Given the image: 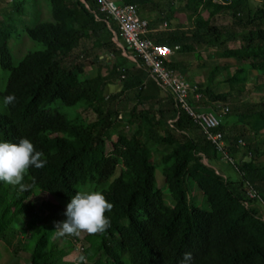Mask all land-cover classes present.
<instances>
[{
    "label": "trees",
    "instance_id": "trees-1",
    "mask_svg": "<svg viewBox=\"0 0 264 264\" xmlns=\"http://www.w3.org/2000/svg\"><path fill=\"white\" fill-rule=\"evenodd\" d=\"M142 1L140 11L147 5V0ZM253 1L184 0L181 7L190 13L189 20L193 18L190 28L148 34L157 44L179 46L184 52L202 45L215 49L220 60L243 63L226 74L228 92L216 94L212 87L199 85L202 97L195 104L212 111L228 106L219 131L225 136L229 157L238 160L251 154L250 160L238 164L226 161L240 174L237 183L213 166L224 161L222 155L202 129L180 112L175 96L154 77L145 81L144 68L119 60L124 57L114 40L117 37L121 43L116 23L86 9L81 0H49L53 21L24 30L44 49L27 53L17 66L9 47L12 33L0 25V65L9 71L1 95L15 97L6 105L7 113H0V139L15 143L27 138L46 160L43 168L29 167L23 189L9 186L0 202V240L15 241V221L31 219L33 225L28 222L23 229H31L32 238L36 231L37 247L30 264H76L64 260L65 247L59 249L40 234L38 222L44 221L45 231L56 232L60 220L55 215L63 207L55 199L68 203L82 188H91L112 204L105 213L110 226L95 234L84 232L89 238L82 241V253L75 250L77 235L62 236L64 244L80 255L79 264H126L125 259L129 264H181L185 253L191 254L188 264H264V216L256 207L264 205V160L260 161L264 150L254 140L258 123H264V96L256 102L242 101L250 92V82L264 84V0L254 7ZM13 7L22 14V0ZM200 8L208 18L200 15ZM82 40L93 43L83 51L106 67L109 78L86 77L76 63L73 54ZM240 41L245 44L239 48L229 46ZM122 66L127 67L124 79ZM168 66L186 72L183 64L171 61ZM250 72L257 76L251 77ZM108 79L122 83L111 98L104 94ZM127 92L135 104L127 129L117 128L116 99ZM57 101L66 107H92L97 120L86 123L80 115L68 118L50 109ZM114 132L118 133L115 141ZM164 146L171 151L163 155L160 168L173 207L164 202L156 177L158 166L152 163L153 148ZM188 183L200 189L209 210L193 205ZM248 190L255 193L253 198ZM27 247L17 245L21 251Z\"/></svg>",
    "mask_w": 264,
    "mask_h": 264
},
{
    "label": "rangeland",
    "instance_id": "rangeland-1",
    "mask_svg": "<svg viewBox=\"0 0 264 264\" xmlns=\"http://www.w3.org/2000/svg\"><path fill=\"white\" fill-rule=\"evenodd\" d=\"M16 1L17 0H0V25H4L5 28L12 33V37L9 42V47L12 53V62L14 66H17L27 53L41 51L44 49L42 44L37 43L29 38V36L24 31L25 28L27 26H33L41 22L53 21L51 5H50L49 0H22L23 12L21 15L16 14V10L13 7L14 2ZM116 1L117 3L132 2L136 4L139 8V4L137 1H141V0H116ZM216 1L219 2L220 0H216ZM157 2H161L162 6L160 7L162 8V10H168L170 8L169 6L170 3H172L167 0H157ZM183 3H184V0H176L177 7L182 6ZM255 4H259V0H254L252 6L253 7L256 6ZM183 9L184 7H182V10ZM202 15L206 18L208 17V13L204 10H202ZM8 16H10L9 19L7 18ZM0 38H2V32H0ZM244 44L243 43L241 44V41H240V42H237L236 45L230 44L229 46L231 48H235V47L239 48L241 45H244ZM92 46H93L92 42H88V41L86 42L84 40L81 41L80 46L74 51V54H73V56L76 58L75 60L76 63L84 68L85 72L87 73L86 77H95L99 75L105 79L109 78L110 75L108 74L109 72L106 69V67H104L103 64H101L102 66L100 64H97L95 62V59L92 53L90 56L85 55V52L83 51V49L88 50ZM214 54H215V50L202 47V66L197 69L198 71H200V73L196 74L197 77L200 76L199 79L202 80L201 83L199 81V85L202 86L201 87L202 89L207 88V87H212V89L214 90L216 94L226 93L229 90V86L224 82V78L226 77V74L229 71H232L230 70V68L233 69L234 66L240 65L243 63L239 60H233V59L232 60H220L216 58ZM112 60H115V59H112ZM205 64H208V65H205ZM209 64H221L222 69H216V67L211 68ZM8 76H9V71L2 69L0 65V113L1 114L7 113V107L6 105L3 104V96L1 94L4 93L5 86L8 80ZM120 87H121L120 81L116 80V81L111 82V79H108L104 87L105 98H111L115 96L116 94H118L120 92ZM248 90L250 92L247 95L243 96L242 101L246 103L259 101L257 94H259L260 92L264 90V84L259 85V84H253V82H251L248 85ZM131 98H132V94L130 92H127L119 96L118 99H116L115 107H116L118 116L115 121L114 127L127 129L129 114H130V111L133 105L135 104L131 100ZM227 103L229 104V102ZM50 109H56L71 119L76 117L77 115H80L86 123H90V122L97 120L96 112L92 107H85V106L77 107V108L76 107H66L65 105H63L61 101H57L55 104L50 106ZM262 130H264V128ZM117 135H118L117 132L113 133L112 135L113 141L117 139ZM170 151H171V148H168L165 146L153 148L152 163L158 166L156 177H157L158 185L163 192L164 202L167 206L173 207L174 201L169 191L167 190V187L164 181V176L160 168L163 155L169 153ZM224 161L221 160V162L220 161L214 162L213 166L224 177L228 178L231 182H234V183L240 182L241 176L237 172L235 167H233L230 163L226 162V160ZM261 161L263 160L261 159ZM9 186L10 185L7 183L0 182V202L8 195ZM188 187H189V195H190L193 205L203 210H209V206L202 192L200 191V189L193 183H188ZM81 190L89 191L92 189L82 188ZM55 202H59L61 204V207H63L62 209L65 210V206L67 202H63L58 199H55ZM256 207L259 209V211L264 216V205L261 203H258L256 204ZM31 221H32L31 219H29L28 221L27 219L24 220L23 218L21 219L19 218L13 224V227L16 228L18 233H21L26 238L24 239L28 241V247L24 249L22 252H20L19 254L22 256L23 260L28 263L30 260L31 252L37 247V238L35 235L36 231L33 235V238L31 237V234H32L31 229L28 231L27 230L23 231V229L27 226L28 222H30V224L33 225ZM41 222H44V221H41ZM41 222H38V225L40 226L39 227L40 234H46L50 238V241L55 246H57L59 249H62L65 247L66 251H68V254L72 255L73 252L71 249V245L70 244L65 245L64 243L67 241H64V238H61L60 240H58L57 232H50V230L45 231L42 228ZM86 233L81 232L78 235L79 236L78 239L82 241L84 240L83 242H87V238H89V236ZM47 246L51 247L52 245L48 243ZM125 262L126 264H129L126 259H125Z\"/></svg>",
    "mask_w": 264,
    "mask_h": 264
},
{
    "label": "built area",
    "instance_id": "built-area-1",
    "mask_svg": "<svg viewBox=\"0 0 264 264\" xmlns=\"http://www.w3.org/2000/svg\"><path fill=\"white\" fill-rule=\"evenodd\" d=\"M81 2L86 9L101 14L117 24L121 43L118 42L117 37L114 40L121 49L122 56L131 64L144 68L161 87L175 96L180 112L202 129L206 138L222 155L223 160L233 165L242 161L230 159L225 136L219 131L229 112L228 106L222 105L219 111L202 110L201 107H196L195 104L202 97L198 85L191 84L183 74L168 66L171 62L170 57L180 49L179 46L171 48L150 39L148 37L149 22L141 16L138 6L132 2L117 3L116 0H81ZM126 68H120L122 79L126 77ZM239 144L244 145L243 141H239ZM248 156L250 157V154ZM247 194L250 198L255 196L252 190H248ZM75 250L80 253L84 251L82 240L76 243Z\"/></svg>",
    "mask_w": 264,
    "mask_h": 264
},
{
    "label": "clouds",
    "instance_id": "clouds-1",
    "mask_svg": "<svg viewBox=\"0 0 264 264\" xmlns=\"http://www.w3.org/2000/svg\"><path fill=\"white\" fill-rule=\"evenodd\" d=\"M14 100V95L9 94L3 97V104H11ZM42 155L27 138L15 143L0 139V182L23 189L22 181L29 167L39 169L45 166L46 160L42 159ZM111 208L112 204L99 191L77 192L66 204L65 219L56 224L55 230L60 236L103 232L110 226L105 213ZM190 260L191 254L185 253L181 264H188Z\"/></svg>",
    "mask_w": 264,
    "mask_h": 264
},
{
    "label": "crops",
    "instance_id": "crops-1",
    "mask_svg": "<svg viewBox=\"0 0 264 264\" xmlns=\"http://www.w3.org/2000/svg\"><path fill=\"white\" fill-rule=\"evenodd\" d=\"M141 1H137L139 6H140ZM149 1L150 0H147L146 9L143 11L139 10V12H140L141 16L143 18L147 19L149 22V30H150L149 34L150 35H154L158 32L165 31V30H175V29H179V28H181L182 30H185V29L190 28L193 18L191 20H189V17L191 16L190 13L188 11H186L185 9L182 10L181 6L177 7L176 1L171 3V10H170V8L168 10H162V8L160 7V6H162V4H161V2H157V0H152L154 2L150 3L148 5ZM199 13L201 16H203L202 15V8H200ZM204 18H206V17H204ZM202 47H205V46H202V45L196 46L194 49V52H187V51L184 52V51H180V49H179L177 52H175L170 57V60L172 62H176L178 64H183V67L186 69V72L183 75L187 78V80L191 84H195L198 86H199V81H200V83L202 82V80L199 79L200 76L197 77V75H196L197 73H200V71H198L197 69L202 66ZM209 49H212V48H209ZM212 50H215V49H212ZM100 58H102L101 59L102 61L105 59L102 56ZM123 59H119V60H121L123 62V64L125 63L127 65H131L129 60H127L125 58H123ZM205 65H208V64H205ZM209 65L211 66V68L216 67V69H222L221 64H209ZM223 65H225V64H223ZM89 69H91V68H89ZM250 76L255 78L257 76V74L255 72H250ZM144 79H145V81H147L149 79V75L147 73L145 74ZM121 89H122V83H121L120 90ZM263 91L260 92L259 94H257L258 98H261L264 96ZM234 123H235L234 118L229 120V124L232 125ZM258 124H259L258 125V131L259 132H258V135L254 138V140L260 141L261 142V149L264 150V140H263L264 130H262L264 128V123L259 122ZM261 159L264 160V157L260 158V161H261ZM238 160L248 161V160H250V157L249 156H242ZM63 213H64V209H60L55 215L56 218L60 221L64 220L65 217H64ZM17 236H18L17 239L13 242H6V241L0 240V264H30V261H29V263L25 262L23 260L22 256L19 255L20 252L23 251V249H22V251L17 249V245H21V247L24 248V246H26L28 244V241L25 240L26 238L21 233H18ZM57 238H58V240H60L63 237L57 234ZM76 254L74 252L72 255L68 254L67 256L64 257V260L79 264L78 262L80 260H78V259H79L80 255H78V254L76 255Z\"/></svg>",
    "mask_w": 264,
    "mask_h": 264
}]
</instances>
